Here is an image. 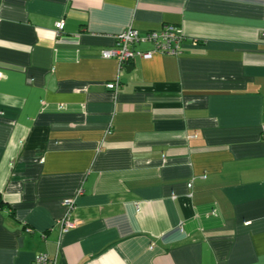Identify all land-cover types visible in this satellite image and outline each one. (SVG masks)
<instances>
[{
	"label": "crops",
	"instance_id": "obj_1",
	"mask_svg": "<svg viewBox=\"0 0 264 264\" xmlns=\"http://www.w3.org/2000/svg\"><path fill=\"white\" fill-rule=\"evenodd\" d=\"M165 25L178 56L101 58ZM39 253L264 264V0H0V264Z\"/></svg>",
	"mask_w": 264,
	"mask_h": 264
},
{
	"label": "built area",
	"instance_id": "obj_2",
	"mask_svg": "<svg viewBox=\"0 0 264 264\" xmlns=\"http://www.w3.org/2000/svg\"><path fill=\"white\" fill-rule=\"evenodd\" d=\"M64 28L63 21L55 23L56 35H59ZM184 40L182 31L174 26L165 25L159 31L149 32L145 35H140L135 29L128 27L121 33L114 36V45L110 49L101 52V58L113 59L118 63L119 69L128 65L134 59H150L154 54L178 56L181 53V45ZM149 43L152 45V51H138L133 47ZM195 45V43H194ZM106 88L110 91H117L119 88L118 81L108 83ZM191 183L187 187L191 188ZM81 194V190L77 195ZM75 198H68L63 200L64 214L62 218L57 221L61 227V232L66 233L73 229L76 225L73 212L76 206ZM27 232L30 230L27 229ZM32 264H56L54 259L49 258L45 253L36 254L32 260Z\"/></svg>",
	"mask_w": 264,
	"mask_h": 264
}]
</instances>
